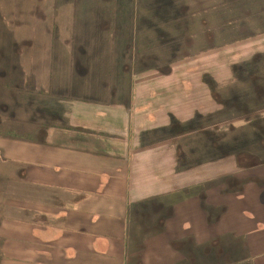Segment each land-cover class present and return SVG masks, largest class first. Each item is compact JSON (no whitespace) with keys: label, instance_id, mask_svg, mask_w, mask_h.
Segmentation results:
<instances>
[{"label":"rangeland","instance_id":"obj_1","mask_svg":"<svg viewBox=\"0 0 264 264\" xmlns=\"http://www.w3.org/2000/svg\"><path fill=\"white\" fill-rule=\"evenodd\" d=\"M96 118L141 137L139 148L173 152L166 172L178 176L162 187L179 190L133 202L137 240L169 218L165 200L191 189L207 224L222 213L205 191L255 197L251 188H264V0H0V264H20L9 223L31 217L18 194L33 193L21 192L9 154L31 143L38 152L59 133L48 128ZM183 251L182 264L247 259L233 232L194 246L185 238Z\"/></svg>","mask_w":264,"mask_h":264},{"label":"crops","instance_id":"obj_2","mask_svg":"<svg viewBox=\"0 0 264 264\" xmlns=\"http://www.w3.org/2000/svg\"><path fill=\"white\" fill-rule=\"evenodd\" d=\"M73 100L77 106L90 103ZM91 121H75L76 125L66 128L55 125L48 129L59 133H52L48 144H43L46 148L37 152L41 146L29 142L9 154L17 161L13 168L23 184L21 192H33L18 194V204L31 217L21 218L18 213V221L9 223L11 230H18L20 264H182L185 238L194 246L226 232L245 241L247 259L240 264H264V188H251L253 198H249L250 188H245L242 199H235L225 189L222 192L223 186L216 193L205 191L204 203L219 207L222 213L214 224H207L199 203L201 195L191 189V195L174 205L164 201L160 208L172 209L168 219H160L153 227L155 235L133 238L132 222L137 215L132 213L133 202L179 190L162 187L178 176L166 172L173 152L139 148L142 138L131 140L126 133L117 134L112 119L105 127L98 118ZM96 124L99 126L94 127ZM22 143L26 142H17ZM28 153H34L31 161L24 157ZM155 158L164 161L155 167ZM142 190L147 191L140 193ZM218 195L222 197L218 199ZM235 223L241 226L235 227ZM252 238L258 245L254 250L249 244Z\"/></svg>","mask_w":264,"mask_h":264}]
</instances>
